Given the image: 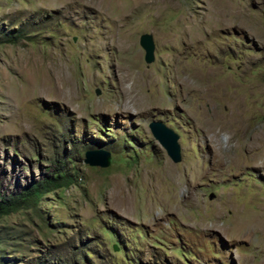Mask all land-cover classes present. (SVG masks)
<instances>
[{
  "label": "rangeland",
  "instance_id": "1",
  "mask_svg": "<svg viewBox=\"0 0 264 264\" xmlns=\"http://www.w3.org/2000/svg\"><path fill=\"white\" fill-rule=\"evenodd\" d=\"M10 198L0 264H264V0H0Z\"/></svg>",
  "mask_w": 264,
  "mask_h": 264
},
{
  "label": "water",
  "instance_id": "2",
  "mask_svg": "<svg viewBox=\"0 0 264 264\" xmlns=\"http://www.w3.org/2000/svg\"><path fill=\"white\" fill-rule=\"evenodd\" d=\"M139 45L144 51L143 59L149 63L153 60V42L150 34L143 33L138 39ZM148 129L152 137L164 149L165 153L173 162L180 160L177 134L161 121H150ZM109 152L103 149H89L84 152L83 162L90 166L106 167L108 165Z\"/></svg>",
  "mask_w": 264,
  "mask_h": 264
},
{
  "label": "trees",
  "instance_id": "3",
  "mask_svg": "<svg viewBox=\"0 0 264 264\" xmlns=\"http://www.w3.org/2000/svg\"><path fill=\"white\" fill-rule=\"evenodd\" d=\"M63 168H59L57 170V172H55V176L54 177H49L46 179H41L40 181L35 182L34 184H32L29 188H27L24 192H22V196L24 197H29V198H36L39 197V195L41 194V190L43 188H47V187H54V179H58V178H62L65 174H63ZM48 189V188H47ZM16 199L10 198L8 201L1 199L0 200V213L2 212H6L7 210H9L11 208L12 202H14ZM104 230L108 233V231L104 228ZM72 260V259H71ZM79 260V259H78ZM80 261V260H79ZM63 264V263H62ZM66 264H73V262L68 260Z\"/></svg>",
  "mask_w": 264,
  "mask_h": 264
}]
</instances>
